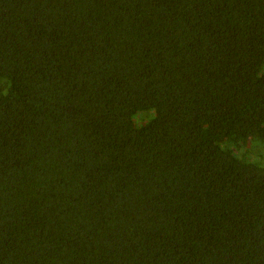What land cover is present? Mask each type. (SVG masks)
Segmentation results:
<instances>
[{
    "label": "trees",
    "instance_id": "trees-1",
    "mask_svg": "<svg viewBox=\"0 0 264 264\" xmlns=\"http://www.w3.org/2000/svg\"><path fill=\"white\" fill-rule=\"evenodd\" d=\"M262 136L264 0H0V264H264Z\"/></svg>",
    "mask_w": 264,
    "mask_h": 264
},
{
    "label": "rangeland",
    "instance_id": "rangeland-1",
    "mask_svg": "<svg viewBox=\"0 0 264 264\" xmlns=\"http://www.w3.org/2000/svg\"><path fill=\"white\" fill-rule=\"evenodd\" d=\"M149 116H150V114L145 113L142 115L141 120H144V119L146 120ZM263 138H264V136L261 137V139H263ZM260 140L258 139V140L253 141L251 147H255V148L252 150V153H254L255 157L262 155L263 158L261 160L264 161V144L260 143ZM262 165H264V164H262Z\"/></svg>",
    "mask_w": 264,
    "mask_h": 264
}]
</instances>
